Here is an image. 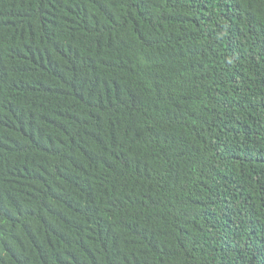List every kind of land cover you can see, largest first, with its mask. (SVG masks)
Masks as SVG:
<instances>
[{
  "label": "trees",
  "instance_id": "1",
  "mask_svg": "<svg viewBox=\"0 0 264 264\" xmlns=\"http://www.w3.org/2000/svg\"><path fill=\"white\" fill-rule=\"evenodd\" d=\"M0 264H264V0H0Z\"/></svg>",
  "mask_w": 264,
  "mask_h": 264
}]
</instances>
